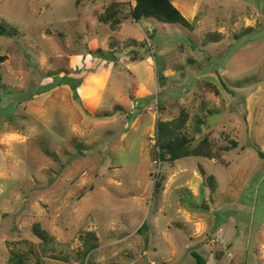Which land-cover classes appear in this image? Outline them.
I'll return each mask as SVG.
<instances>
[{
	"label": "rangeland",
	"instance_id": "1",
	"mask_svg": "<svg viewBox=\"0 0 264 264\" xmlns=\"http://www.w3.org/2000/svg\"><path fill=\"white\" fill-rule=\"evenodd\" d=\"M128 1L0 0V264H264V0H180L192 29ZM182 109L223 162L156 159Z\"/></svg>",
	"mask_w": 264,
	"mask_h": 264
},
{
	"label": "trees",
	"instance_id": "2",
	"mask_svg": "<svg viewBox=\"0 0 264 264\" xmlns=\"http://www.w3.org/2000/svg\"><path fill=\"white\" fill-rule=\"evenodd\" d=\"M80 0H77L79 3ZM128 4V16L135 22L140 21L142 18H154L160 23H175L188 29H192V24L181 13V11L174 6L171 0H129ZM123 2L111 1L105 7L102 13L97 15L99 22L107 24L108 27L115 31L117 24L120 21L119 14ZM111 46V44L109 45ZM113 47L111 46V49ZM113 50L111 51V53ZM6 56L0 55V80H1V65L5 61ZM139 58L138 60H141ZM210 84V82H208ZM189 118V113L186 109H182L178 115L170 120L157 119L156 128L157 133L155 136L154 146L156 148V159L160 163H171L183 157H201L207 159H217L223 162V155L226 151L237 146L236 140H230V146H222L216 148L213 142V131L207 129L201 138L194 142L192 138H189L185 132L186 122ZM212 131V133H211ZM161 176L155 180L153 184V196L157 195L162 187ZM144 225V222L140 228ZM139 228V229H140ZM33 234L36 235L43 242L48 241L46 232L38 225H34ZM85 243L88 247L81 252L86 254L88 251L97 248V237L85 239ZM81 257L82 255L79 254ZM25 255L19 252H13L9 264H25ZM199 260V258H198ZM200 261V260H199ZM202 262V260H201Z\"/></svg>",
	"mask_w": 264,
	"mask_h": 264
},
{
	"label": "crops",
	"instance_id": "3",
	"mask_svg": "<svg viewBox=\"0 0 264 264\" xmlns=\"http://www.w3.org/2000/svg\"><path fill=\"white\" fill-rule=\"evenodd\" d=\"M172 1V3L174 4V6H176L179 10H180V8H181V6H182V4H179L178 2L180 1V0H171ZM184 4L185 5H188V3H187V1H185L184 2ZM199 4H200V2L198 1V2H196L195 1V3L193 2V4L191 5V3H190V5H188L189 6V9L191 8V17L189 18V19H195V18H193V17H196V14H195V12H196V10L199 8ZM188 8V7H187Z\"/></svg>",
	"mask_w": 264,
	"mask_h": 264
}]
</instances>
